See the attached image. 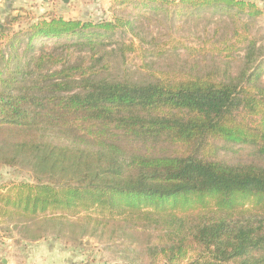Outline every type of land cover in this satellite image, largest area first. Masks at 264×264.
Instances as JSON below:
<instances>
[{"label": "trees", "instance_id": "16d2710c", "mask_svg": "<svg viewBox=\"0 0 264 264\" xmlns=\"http://www.w3.org/2000/svg\"><path fill=\"white\" fill-rule=\"evenodd\" d=\"M177 2L264 15L253 1ZM172 3L114 0L111 20L31 21L23 58L0 71V163L23 164L33 183L0 192V218L79 216L130 246L123 264H264V54L236 78L109 75V46L134 51L116 35L139 36L143 11ZM130 6L140 13L117 15Z\"/></svg>", "mask_w": 264, "mask_h": 264}, {"label": "rangeland", "instance_id": "374dc122", "mask_svg": "<svg viewBox=\"0 0 264 264\" xmlns=\"http://www.w3.org/2000/svg\"><path fill=\"white\" fill-rule=\"evenodd\" d=\"M168 1L173 3L165 5V11L157 14L143 11L145 16L135 22L139 36L127 33L120 37V32L116 35L113 43L132 45L134 51L122 55L117 44L109 46L107 51H116L109 60V75L135 81L151 75L172 78L199 75L217 79L227 75L236 78L247 68L252 69L264 54V15L249 21L235 12L216 9L186 13L179 7L178 0ZM122 8L116 10L120 11L117 15L124 18L140 13L131 6L126 12H121ZM51 16L62 17L59 14ZM41 17L32 18L23 11V14H10L0 20V71L4 74L13 71L25 54L27 39L22 33L31 21ZM112 18L113 13L107 12L89 20L101 22ZM246 20L250 26L245 28ZM15 36L21 43L17 54L10 49ZM142 38H145L144 42H141ZM251 42L255 43V49L250 46ZM2 55L5 60L1 59ZM249 55L254 57L250 59L251 63ZM10 56L14 61L7 66L6 60ZM22 182L33 183L23 164L8 167L0 163V192L5 193L6 187ZM21 222L19 218H0V263L123 264L124 249L130 247L121 244V239L112 245L113 238L101 233L91 234L79 216L68 218L67 223L62 224L43 220L26 225Z\"/></svg>", "mask_w": 264, "mask_h": 264}, {"label": "crops", "instance_id": "0c3cea01", "mask_svg": "<svg viewBox=\"0 0 264 264\" xmlns=\"http://www.w3.org/2000/svg\"><path fill=\"white\" fill-rule=\"evenodd\" d=\"M114 0H0V20L10 14H23L32 18L59 14L65 20H89L109 12ZM263 7L264 0H251ZM12 264V263H0Z\"/></svg>", "mask_w": 264, "mask_h": 264}]
</instances>
